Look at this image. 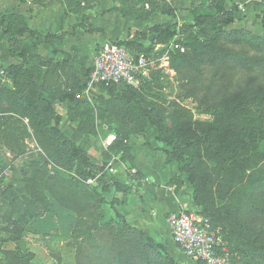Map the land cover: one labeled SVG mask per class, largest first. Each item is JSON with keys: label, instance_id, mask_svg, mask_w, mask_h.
<instances>
[{"label": "rangeland", "instance_id": "374dc122", "mask_svg": "<svg viewBox=\"0 0 264 264\" xmlns=\"http://www.w3.org/2000/svg\"><path fill=\"white\" fill-rule=\"evenodd\" d=\"M49 1L42 0L41 5ZM81 1L87 8L98 9L99 14L115 10L120 16L141 19L158 14L160 17L156 15L152 27L164 25L169 31L161 34L159 43L149 53L155 63L136 93L116 97V92L103 90L100 96L86 98L79 108L76 105L69 109L66 139L82 146L93 177L84 174L81 158L57 130L51 100L46 99L50 89L49 97L54 94L56 98L57 91H61L57 87L65 85L66 94L73 97L82 94L86 71H75L73 62L65 67L50 65L40 71L39 82L31 80L32 73L23 72L19 75L20 83L16 84L3 78L2 69L6 66L0 64V222H7L27 205L32 209L33 203L28 202L36 194L33 192H45L48 198L50 193L60 201L49 198V215L42 212L38 202L36 210L44 214L41 216L44 219H27L17 237L20 243L8 242L2 249L15 253L14 248L18 247L25 254H33L30 264H89L80 251L87 245L82 224L90 215L97 214L101 220L125 219L164 241L166 252L175 264H202L180 251L172 239L173 247L169 248L167 241L148 230L144 221L133 223L128 217L133 197H138L128 183L133 177L144 180L137 171L138 156L161 153L167 165L175 168L176 174L166 184L179 204L204 211L215 223L222 220L212 217L211 211L217 209L220 213L217 215L225 220L226 230L233 231L231 240L246 236L243 248L253 259L247 258L245 264H264L263 189L252 186L259 202L252 207L236 208L232 215L222 214L226 211L225 201L220 200L229 197L226 188L241 187L249 181L254 164L264 167V139L241 146L251 129L260 128L264 132V67L254 66L248 71L238 60L223 62V55L217 50L244 52L262 59L264 33L254 34L244 29L212 32L213 23L221 14L216 9L212 13L200 9L199 15L207 25L197 26L192 12L195 4L189 6L188 0L180 8L174 6L175 0H64V9L75 11ZM238 1V5L231 1L229 6L230 11L235 9V19L243 17L241 0ZM255 1L264 7V0ZM256 14L251 18L259 25L256 18L261 21V15ZM22 20L16 24L19 29L28 27ZM236 32L250 35L249 43L238 40ZM36 93L43 95L44 100ZM27 94L34 99L26 101ZM80 101L77 99V103ZM49 107L52 113L46 115ZM37 112L48 118L47 124L39 120ZM67 120L73 123V128ZM232 123L241 124L244 129H223ZM111 136L115 140L106 149ZM115 143L119 148L112 150ZM89 179L92 184L88 183ZM73 181L87 190H77ZM91 187L99 195L96 199ZM125 198L130 202L128 206L124 205ZM39 199L42 201V196ZM168 215L164 213L159 219L167 227ZM6 237L2 235L0 239ZM248 241L257 243L246 245Z\"/></svg>", "mask_w": 264, "mask_h": 264}, {"label": "crops", "instance_id": "0c3cea01", "mask_svg": "<svg viewBox=\"0 0 264 264\" xmlns=\"http://www.w3.org/2000/svg\"><path fill=\"white\" fill-rule=\"evenodd\" d=\"M185 1L175 0L174 6L176 8H180L183 4L185 6ZM188 1L189 6L193 2L195 6L208 4V0ZM231 1L237 5L239 4L238 0L224 1L223 6L225 9L229 10V6L232 5ZM41 2L39 0H0V15L8 13L13 15L16 20L24 19L28 24V31L34 32L33 37H30L27 31L22 35L16 32L15 36L11 38L0 28V61L2 65L7 67L21 62L18 53L24 48L26 60L28 61H34L38 58L42 60L53 58L58 61H67L70 64L73 62L75 71L86 70L91 65L96 49L103 43L108 41H126L128 35L133 34L135 31L146 34L154 24L156 15H158L146 16L147 18L141 19L135 16H120L115 10L99 14L98 9L87 8L83 1L79 2L78 5L76 3L75 11H66L64 9L66 4H63L64 0H50L46 3L43 2V5H41ZM240 2L242 4L243 17H238L237 21L232 24H220L217 29H244L254 34L259 33L262 35L261 32L264 33V28L260 23L261 21H259L260 18L255 17L259 23L258 25L252 20L251 16H256V13H259L261 17L264 16V7L255 0H241ZM26 42L28 45H25ZM13 43L15 44L14 53L11 52ZM135 43L144 50H152L155 46L152 35L148 36L146 40L135 39ZM33 80L35 82L40 81L37 77ZM64 82H66L65 79ZM65 87L66 85L64 88L62 86L57 87L59 90L61 89V93L56 98H53L54 94L49 97L51 95L50 89L47 98L51 100V108L60 120L58 128L66 137V115H68L69 109L77 104V99H80V102H84L86 98L91 99L98 95L100 96L103 90L89 88L85 85L82 94H76L73 100H67ZM67 121L69 123V120ZM69 124L70 128H73V123ZM67 136L70 138L69 135ZM79 147L84 150L80 144ZM106 149H109V147L107 146ZM141 157L144 156L140 155L137 159V171L144 176V180L143 177L142 180L133 177L128 183L135 190L136 196H138L133 197V204H131L133 207H129L131 209L128 217L132 219L133 223L138 220L144 221L148 230H152L156 235L165 239L169 248L173 247L171 246L170 231L167 225L161 223L159 219L164 213L187 210L189 205H186V207L183 204L180 205L176 196L173 195V190L166 184L176 174L174 166L167 165L166 157L161 153L144 157L143 160H141ZM135 169L132 171L136 174L137 171ZM123 201L125 206L130 204L126 198ZM140 218H143V220ZM43 219L44 217H38L33 220L40 221ZM5 226L0 224V236L5 235L1 230ZM17 242L20 243L19 240Z\"/></svg>", "mask_w": 264, "mask_h": 264}, {"label": "trees", "instance_id": "16d2710c", "mask_svg": "<svg viewBox=\"0 0 264 264\" xmlns=\"http://www.w3.org/2000/svg\"><path fill=\"white\" fill-rule=\"evenodd\" d=\"M224 1L225 0H218L219 3H217V2H214V0H208L207 1L208 4L205 6L203 5L195 6L192 9V12L195 17L194 21H196V25L197 26L207 25V21L205 22L202 21L203 18L200 17L201 15H199L200 9L210 11V13H212L213 10L215 11L216 9L221 13L217 17V20L213 23L214 27L211 30L212 32H214L217 29L218 25L220 24L227 25V24L235 23L237 21V19H235L234 17L235 9L232 8L231 11L230 9L229 10L225 9L223 6L225 3ZM20 20L22 19L20 18L19 20H16V18L13 15H10L8 13L1 14L0 15V28L3 30L4 33L8 34L11 38L15 36L16 32H19V34L22 35L28 31V27H22L21 29H19L18 26L16 27V24H19ZM11 21L14 22V25L11 23ZM22 21H25V20L23 19ZM261 25L264 28V16L261 17ZM166 30L169 31L168 28L164 27V25H156L154 27H151L146 34H142L140 32L135 31L133 34L128 35V39L126 41H116V42L118 44L126 45L129 48H132L133 46L134 48L132 49L136 50L139 53H144L149 56V53L151 52V50H144L140 45L135 43V39L146 40L148 36L152 35L154 36V43H159L158 42L159 37L162 36L161 34L164 33V31L166 32ZM33 33L34 32L30 31L29 36L33 37L34 36ZM236 33L239 34L237 36L238 40L244 43H249L250 35H246L240 32H236ZM221 35H223V33H221ZM227 35H229V33H227ZM108 42H111V41H108ZM25 45H28L27 42ZM260 47L263 48V45H260ZM13 50H15L14 43L12 44V47H11L12 53L15 52ZM217 50L218 51L220 50L219 53L223 55L221 59L223 62H227L230 60H238L240 63H243V66L248 71L253 70L254 66L255 67L258 66L260 68L264 67V58L260 59L258 57L249 56L244 52L224 51L221 49H217ZM18 55L21 58L20 63L9 65L5 67L4 69H2V73L4 74L3 78L5 80L9 79L10 81L16 84L20 83L19 75L23 72L32 73V75L30 74V76H31V80L34 81L33 79L35 77H38L40 71L43 68H46L50 65H58L57 67H65V66L71 65L70 63H67V61L66 62L58 61L53 58L52 59L48 58L46 60H42L38 58L37 60H34V61H31V60L28 61L26 60V52L24 48L18 53ZM25 61L26 63H24ZM0 64L2 65L1 61H0ZM31 67L33 70L31 69ZM85 71H86V77H87L88 69H86ZM34 73L36 74L33 75ZM83 89H85V85ZM98 89L112 90L113 92L117 93L116 97H121L123 94L132 95L133 93H136L138 91V90L128 88V87H124L121 90H117L115 87L103 86V85L99 86ZM60 93L61 91H57L56 95L59 96ZM36 95L38 96V98L41 97V99L44 100L43 95H40L39 93H36ZM25 96H26L25 97L26 101H31L32 99H34L33 95L30 96L27 94ZM46 99L48 100V98ZM66 99L73 100L74 97L72 95L70 96L69 94H66ZM76 105L79 108V106L83 105V103L79 102ZM50 107H51V103H50ZM50 107L49 109L46 110V115L47 114L49 115V113H52V111L50 110L51 109ZM36 116L39 118L40 121L43 120L47 124L48 122L47 117H43L40 112H37ZM56 120H57L56 123L58 124L56 125V128L57 130H59L58 126H59L60 120L58 117L56 118ZM223 129L243 130L244 128H243V125L241 124L232 123V124H228L224 126ZM56 135H60V134L56 132ZM247 135H248V138L243 139V144L241 145L242 147L247 146L248 143L254 144L256 141L260 139H264V132L260 128L251 129L246 134V136ZM62 138L65 141L67 140L63 134H62ZM246 139L248 141H245ZM67 146L70 147L72 150H74L76 155H78L81 158L82 166L84 169V174L89 177H93L94 175L93 169L92 167H89L87 165L84 152L81 150V148L75 145L70 140L67 142ZM118 148H119V145H117V143H115L112 146V150H116ZM164 153L167 155L166 151ZM249 176H250L249 181L243 184L241 187H235L232 189L226 188L227 193L229 192V197L226 198V196H224L223 198H220L221 201H225L224 206H225L226 211L222 213L223 215L225 216H227L228 214L232 215V213L235 212L240 207H242L243 209L250 207V206L252 207L254 206L255 202H259V200H257V198L255 197V193L251 187L255 185H259L263 189L262 191L264 192V167L262 168V167H259L257 164H254L252 170L249 173ZM73 185L77 190H80V189L83 191L84 189L87 190V188H85L78 181H73ZM247 188H249L250 190L249 193H247ZM91 189L94 191L95 199H96V196L97 197L99 196L96 192V188L94 189V187H91ZM33 193L34 194L36 193V194L31 196L32 199L28 202V203H33L32 209H29L27 205L26 207L21 208V210L18 211V214L9 217L7 219V222L5 220H2L0 222V224L6 225L7 227L9 226L12 228V229H6V227H3L1 229L7 237L5 239H0V264H30L31 262V258L33 257V254L31 255L25 254L18 247L14 248L15 249L14 251H16L15 253H13V251L11 250L5 251L4 249H2V246L3 244L8 243V242L17 243V241L19 240L17 237L23 231L27 219H29L28 221H30V220L41 217L42 215L48 214L51 212V202L49 201V198H51L53 201L55 200L59 201L57 196H54L53 194H50V193H48L49 198L45 194V192H39V193L33 192ZM39 196L40 197L42 196V199H41L42 201H40ZM226 200L229 201V204L227 203ZM23 201L25 202L24 198H23ZM38 202L41 203L40 204L41 210L42 212H44V214L40 215L39 212H37L36 206L38 205L37 204ZM194 202L198 203V201H194ZM89 203L92 204L91 201H89ZM199 204L200 203H198V205ZM236 204H239V207ZM96 205L97 204L95 203V206ZM200 206L201 205H199V207ZM228 207H229V210H227ZM198 211L201 215L207 217L213 226L222 228L225 240L228 244L229 255L231 257V261L233 264H245V260L247 258H248L247 260L249 261L253 259V255L248 253L247 250L243 248V245H245L244 242L247 240L246 236L244 237L241 236L239 239L237 238V239L231 240L233 231L231 229L226 230L227 225L225 224V220H223L222 215L221 217L217 215L218 213L217 209L214 211H211L213 216L210 213L212 217L214 218L216 217L218 218V220L222 218V220L218 221L217 223H215L211 219V217L207 216L204 211L202 210H198ZM97 216H98L97 214L96 216L90 215L88 217V220L82 224V226L85 227L83 234H84L87 245L84 248H80V251L82 255H85V258L87 259L89 264H175L166 252V247H165L166 245L164 241L162 242L156 237L151 236L139 230L138 228L128 224L125 219H121L120 221L114 220L112 218L108 220H101L103 218L99 216L97 219ZM118 218L119 216L116 219ZM76 223L79 224L80 221L78 222L77 220ZM230 241H232V244L230 243ZM255 243L257 242L248 241L246 245L248 244L254 245ZM238 255H240L239 258H238Z\"/></svg>", "mask_w": 264, "mask_h": 264}, {"label": "built area", "instance_id": "2783aa9c", "mask_svg": "<svg viewBox=\"0 0 264 264\" xmlns=\"http://www.w3.org/2000/svg\"><path fill=\"white\" fill-rule=\"evenodd\" d=\"M154 63V58L126 45L116 41L105 42L96 49L85 84L89 88L103 85L117 90L124 87L137 90ZM114 140V136L109 137L106 146H110ZM88 183L92 184V179ZM167 224L175 246L194 261L233 264L222 228L213 226L197 209L170 212Z\"/></svg>", "mask_w": 264, "mask_h": 264}]
</instances>
